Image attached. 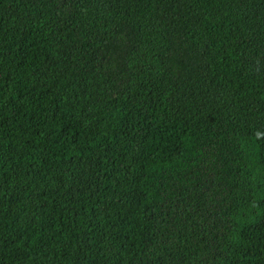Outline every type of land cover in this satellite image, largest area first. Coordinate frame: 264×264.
Listing matches in <instances>:
<instances>
[{"label":"trees","instance_id":"obj_1","mask_svg":"<svg viewBox=\"0 0 264 264\" xmlns=\"http://www.w3.org/2000/svg\"><path fill=\"white\" fill-rule=\"evenodd\" d=\"M0 264H264V0H0Z\"/></svg>","mask_w":264,"mask_h":264}]
</instances>
